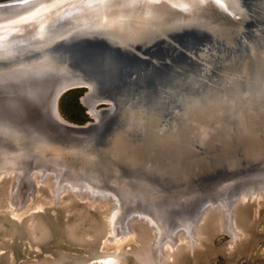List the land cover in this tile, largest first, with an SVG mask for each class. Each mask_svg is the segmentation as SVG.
<instances>
[{"label":"bare ground","instance_id":"obj_1","mask_svg":"<svg viewBox=\"0 0 264 264\" xmlns=\"http://www.w3.org/2000/svg\"><path fill=\"white\" fill-rule=\"evenodd\" d=\"M227 1L241 5L243 15L217 24L206 14L222 0H25L0 8L1 83L13 81L2 77L8 72H16L26 81L36 74L51 79L62 77V70L71 69L81 76L78 78L92 80L99 90L105 91L112 106L105 122L95 120L82 132L62 124L57 110L51 109V129L53 135H58L56 138H31L18 144L19 150L7 146L5 152L1 151L0 173L20 174L14 187L16 205L23 204L29 196L25 187L24 191L19 190L27 172L39 171L44 180L56 179L57 195L65 193L67 185L81 197L94 199L99 194L102 197L98 199L112 203L106 231L117 243L131 232L132 223L137 224L135 219L128 224L127 220H117V213L125 210L122 206L128 193L131 197L136 194H132L130 186H119L124 192L116 191V185L111 190L98 187L101 178L97 179V174L102 173L96 167V158L104 169L115 162L129 165V171L137 173L141 180L150 176L156 181L150 180V184L169 188L173 193L187 187L192 191L201 186V180L229 171L230 158L241 153L242 166L260 163L264 159V0ZM28 6L32 9L26 11ZM208 112L243 127L249 137L238 139L240 130L235 129L232 134L214 120L199 124L198 119ZM205 122L211 130L218 128L216 135L222 130L229 136L237 135V141L224 138V147L214 146L219 143L209 136L210 125L202 127ZM195 125L200 129L197 138L192 136ZM0 128L14 129L5 120L0 122ZM13 131L11 135L15 134ZM70 135H92L94 142L81 155V145L70 143ZM11 150L23 156L10 157ZM91 151L96 158L90 155ZM68 165L74 170L66 168ZM64 170L73 175L65 176ZM83 170L91 176L83 177ZM263 174L261 170L254 177ZM260 183V187L244 184L241 193L228 190L226 198H222L223 188L219 200L213 201L230 209L242 193L264 190V179ZM34 185L29 184L31 188ZM107 197L115 200L120 210ZM215 207L218 206L211 209ZM132 208L152 225L158 221L169 224L162 219V213ZM204 208L186 214V234L191 225L189 218L195 219ZM230 211L221 212L225 224ZM170 226L175 230L171 222ZM169 235L139 251L137 264H162L158 253L160 249L165 251L162 242L171 239L172 233ZM153 249L155 263L150 261L154 259ZM64 259L57 258L54 264H66Z\"/></svg>","mask_w":264,"mask_h":264},{"label":"rangeland","instance_id":"obj_2","mask_svg":"<svg viewBox=\"0 0 264 264\" xmlns=\"http://www.w3.org/2000/svg\"><path fill=\"white\" fill-rule=\"evenodd\" d=\"M88 94V86H84L70 89L59 97L57 112L64 123L84 127L98 120L92 115L85 102ZM89 97L95 100L99 95L92 93ZM8 101L7 97L0 96V122L6 117L5 121H8L15 131L0 128V153L5 152L4 148L7 146L14 151L19 150L17 145L25 143L27 139L52 141L56 138L54 136H58L52 134L51 128L54 127V123L51 125L48 122L40 123L34 120L37 114L28 103L24 102L20 106ZM109 105V101L101 99L94 103L97 115L102 114L104 122L110 114L105 111ZM208 114L213 113L208 112ZM206 119L205 116L198 119L199 124ZM209 125L205 122L202 127L207 128ZM209 127V136L212 137L211 139L214 138V143H219L214 145L218 148L224 147V144L222 145L224 138L233 137L222 135L224 134L222 130H220L222 134L216 135L218 128L211 130V125ZM199 130L195 125L192 130L193 138L198 137ZM12 131L15 134L11 135ZM67 139L70 143L81 145L78 149L81 150L79 152L81 155L90 149L94 142L92 135L88 137L70 135ZM199 148L204 147L199 146ZM10 153V157L13 158L18 154L17 157L23 156L12 150ZM90 155L96 156L92 151ZM241 155L242 153L230 158L229 171L223 170L225 172L217 173V176L201 180L199 183L201 186H197V189L193 188L194 190L190 191V187L185 186L186 189L174 193L170 192L169 188L150 184V180L154 181H151L152 183L156 182L150 176L144 181L141 180L142 178L137 173L130 172V166L126 164L125 166L124 163L115 162L104 169L96 156V167L102 173V175L97 174V179L101 178L97 181L98 187L111 190V187L116 185V191L124 192L120 187L127 189L130 186L132 194H136L131 197L128 193V200L122 206L125 210L122 212V209L120 210L115 204V200L107 197L108 200H113L114 207L120 210L117 213V220L123 222L127 220L125 221L127 224L134 219L137 221V224L132 223L131 232L128 231V235L124 239H118L121 242L117 243H113L106 231L112 203L98 199L102 197H99V194H96L94 199L87 197L88 195H85L86 198L81 197L65 185L66 191L63 189L65 193L61 191L57 195L56 179L46 177L44 180L45 176L40 177L42 175L39 171L36 170L38 172L36 173L31 170L27 172L29 174L27 179H24L22 187L19 186V190L25 187L29 196L25 198L23 204L17 206L13 201V195L16 190L15 182L20 174L18 171H13L10 176L0 173V264H54L57 258H65L66 264H137L139 251L157 240L160 241L159 238L164 235L171 237L169 233H172V238L162 242L165 254L163 255L162 249L159 251L160 254L158 253L163 258L162 264H264V190L254 193L250 190L245 195L242 193L239 200L234 199L231 206L229 205L230 209L216 205L223 194L221 190L223 188L225 194L222 198H226L228 190H238L241 193L244 184L261 186L260 182L263 181L264 174L254 176L261 170L264 171V159L251 167L242 166L239 159ZM39 156L49 158V156ZM71 167L70 170H74V167ZM65 171L66 173L62 172L65 176L73 175V172ZM90 174L89 171L83 170L81 175L89 177ZM213 180L215 182L209 185ZM128 182L130 184L126 185ZM218 182V185H213ZM31 183L35 184L32 188L31 185L29 186ZM214 198L218 200L214 202ZM210 201L214 203L211 206L218 207L211 209ZM135 206L140 207L143 212L162 213L161 217L169 224L163 225L158 221L157 224L152 225L147 218L142 219L134 213L132 207ZM205 206L209 208L202 209L201 215L199 213L195 219L190 220L192 216L189 218L188 224L191 225H188L189 235L186 234L184 230L188 219L185 218L186 214H194L193 209L197 208V211ZM226 209L231 210V216L226 217V224L232 223L233 226H226L221 217L222 210L226 212ZM123 213L126 214L125 217ZM170 222L175 225V230L170 226ZM173 232L175 236H180L178 241H175L176 238L173 239L175 237ZM190 234L193 237H190ZM153 253L154 259L150 261L155 263L154 249Z\"/></svg>","mask_w":264,"mask_h":264},{"label":"water","instance_id":"obj_3","mask_svg":"<svg viewBox=\"0 0 264 264\" xmlns=\"http://www.w3.org/2000/svg\"><path fill=\"white\" fill-rule=\"evenodd\" d=\"M22 1L25 0H0V8H8ZM27 8L28 9H26V11L32 9V6H28ZM22 12L24 13V10H22ZM243 12V7L241 5H238V3L233 4L231 3V1L228 2L227 0H222L221 3L212 5L210 13H207L206 16H210V18L213 19L212 21L217 24L219 22H224V20L228 18L230 20V18L236 19L238 17H241V15H243ZM61 68H63L62 65ZM62 72V77H55L51 79L42 77L43 75L36 74L32 76L31 79H28L26 81H22V77H20L16 72H8L7 74H4V76H1L5 79H8V77L12 78L13 81H6L3 83L0 82V96L7 97L9 100L8 103H12L14 105L21 106L24 102L28 103L29 106H32L33 111L37 114L34 120L44 123H50L51 109L57 110V101L63 93L73 88L88 86L89 94L86 97L85 102L89 106V110L92 115L98 120L103 119V117L101 116L102 114L97 115L98 113L94 107L95 101L100 99L109 101L110 105L108 108H106L105 111H107V113L111 111V99L108 97L105 91L99 90L94 82H92V80H89L88 82V80L86 81V79L84 80L83 78H78L81 76H77L76 71L71 69L62 70ZM92 93H97L99 95V97H97L98 99L94 100L90 98L89 95ZM205 117H207L206 120H214L213 122L220 124L222 128H224L228 132H231L232 134L236 133V131L233 130H240L241 134L237 137L238 139H241V137H249L247 133L242 131L243 129L241 126L222 121L225 120L222 116H219L217 114H207ZM62 124L70 127L71 129L81 132L89 126L87 125L84 127H77L68 125L63 121ZM224 135L229 136L227 134ZM236 136L237 135H233L231 139H233V141H237ZM64 172L66 173L65 170ZM66 176L69 177L68 175ZM162 219L164 220L163 217Z\"/></svg>","mask_w":264,"mask_h":264}]
</instances>
